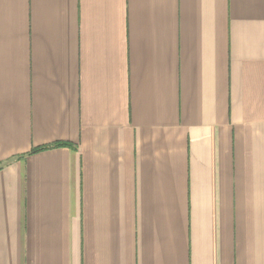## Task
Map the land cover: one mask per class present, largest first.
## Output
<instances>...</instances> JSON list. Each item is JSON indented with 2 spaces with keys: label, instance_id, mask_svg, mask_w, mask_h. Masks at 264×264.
<instances>
[{
  "label": "crops",
  "instance_id": "1",
  "mask_svg": "<svg viewBox=\"0 0 264 264\" xmlns=\"http://www.w3.org/2000/svg\"><path fill=\"white\" fill-rule=\"evenodd\" d=\"M0 264H264V0H0Z\"/></svg>",
  "mask_w": 264,
  "mask_h": 264
},
{
  "label": "trees",
  "instance_id": "2",
  "mask_svg": "<svg viewBox=\"0 0 264 264\" xmlns=\"http://www.w3.org/2000/svg\"><path fill=\"white\" fill-rule=\"evenodd\" d=\"M60 145H69V143L67 144V143H59Z\"/></svg>",
  "mask_w": 264,
  "mask_h": 264
}]
</instances>
